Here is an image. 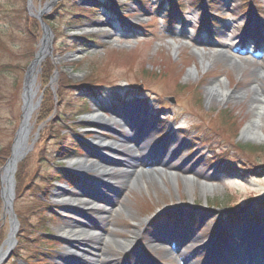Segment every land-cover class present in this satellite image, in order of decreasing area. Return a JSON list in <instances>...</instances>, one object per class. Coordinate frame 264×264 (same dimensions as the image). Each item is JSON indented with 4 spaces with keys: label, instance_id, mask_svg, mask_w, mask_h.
I'll return each instance as SVG.
<instances>
[{
    "label": "rangeland",
    "instance_id": "rangeland-1",
    "mask_svg": "<svg viewBox=\"0 0 264 264\" xmlns=\"http://www.w3.org/2000/svg\"><path fill=\"white\" fill-rule=\"evenodd\" d=\"M192 1L32 0L29 8V0H0V67L12 68L0 72V150L10 148L7 160H0V252L13 229L3 193L4 167L22 120L25 73L43 37L42 28L37 41L29 37L25 18L40 23L37 11L48 4L41 19L52 32V54L37 75L34 103L40 106L32 118V148L14 175V247L0 264L77 261L66 257L68 245L59 230L88 217L98 224L100 241H92L95 251H88L93 255L82 259L85 264H179L169 247L151 242L164 225L192 264L209 261L212 250L206 243L212 241L223 264L230 251L236 256L253 251L264 234V205H259L264 155L244 153L240 146L264 147L243 136L258 119L252 104L256 92L264 104V0H220L212 6L211 24L190 8ZM212 84L227 90L224 99L211 94ZM44 102L54 109L38 122ZM96 110L123 122L112 120V128L95 123L90 130L88 117ZM84 112L89 115L79 116ZM133 115L137 124L131 128ZM143 126L148 129L141 134ZM259 132L264 135L263 111ZM140 134L138 147L128 143V135ZM99 137L123 142L115 145L123 154L101 151ZM71 151L90 154L92 162H119L115 178H106L116 186L107 193L111 205L106 215L79 212L77 205L57 197L60 190L87 195L94 183L105 180L68 167ZM99 152L104 156L95 158ZM124 161L137 166L131 169ZM159 164L162 179L145 174L137 181L138 173ZM168 169L176 178L166 176ZM75 176L85 179L83 185ZM134 232L140 237L132 251L111 243L130 240ZM23 244L29 250L21 257L17 247Z\"/></svg>",
    "mask_w": 264,
    "mask_h": 264
},
{
    "label": "bare ground",
    "instance_id": "bare-ground-1",
    "mask_svg": "<svg viewBox=\"0 0 264 264\" xmlns=\"http://www.w3.org/2000/svg\"><path fill=\"white\" fill-rule=\"evenodd\" d=\"M99 27H102L101 24H99ZM105 25V24H103ZM255 26V25H254ZM258 27V25L256 26ZM47 51V43H45V45L41 46V51L42 52L40 55H45ZM47 58V57H46ZM45 58V59H46ZM44 59V60H45ZM39 87L36 86L35 84V88L33 87V92L35 97L37 96V92H38ZM211 94H213L215 96V98H225L226 94H227V90L220 86V85H216V84H212L211 86ZM34 102V101H33ZM252 104L256 105V109H257V115H258V119L257 121H253L252 123H250L247 128L243 131V136L245 137V139L254 141V142H264V135L259 132V118L261 116V112H264V104L262 102V99L259 95V92H256L255 94V98L252 99ZM33 111H30V118L28 120L29 122V127H32V118H33V114L35 112V104H33ZM92 119L94 121H99L100 123H104L107 128H112V122L114 120H117V116L114 118H109L108 116L102 114L100 112V110H96V112L92 115ZM113 120V121H112ZM131 128H134L135 125L137 124L134 115L131 117ZM148 129L147 126H143L142 130H141V134L144 132V130ZM141 134L137 137L134 138L131 135H128L127 140L129 144H136V146L138 147V145H140V138H141ZM96 143L99 144L101 146L100 150L104 151L105 149L108 150L109 152H111V154L114 155H118V154H123V152H119L115 147V145L122 143V142H108L106 140H103L102 138H97ZM122 146H125L123 143L121 144ZM164 152V151H162ZM97 155V154H96ZM89 156V158L91 159V155H87ZM95 157V156H94ZM96 158V157H95ZM93 159H91L92 161ZM108 161V164L106 163ZM106 162H100V161H94L92 163H90V161L88 159H80L77 162H74V160H70V164H74V163H78V169L82 170V172L84 173H90V172H95L96 176L102 179L109 178L111 179L112 177H114V175L117 172V170H114V167H116L117 165L119 166L118 161H116L115 159H111V160H107ZM126 163V165H129V161H124ZM129 168H135L137 165H129ZM155 168V169H154ZM154 168H152L150 170V172H140L137 174L138 178L137 181H139V178L141 179L143 175L148 174L149 179H162V177L164 176L162 170H158L160 168V164L155 166ZM10 169V168H9ZM128 169V168H127ZM169 170V169H168ZM9 170L6 171L5 175V183L8 184V172ZM122 174H124V172L119 174V177L123 178ZM178 174H176L175 172H173L172 170H169V173L166 174V176H169L171 178H176ZM115 178V177H114ZM112 178V179H114ZM121 178V179H122ZM143 179H145L143 177ZM188 180V183L191 184L192 181L188 178H186ZM108 188H115V183H112V185H106ZM5 193V201H6V208L7 210L10 211V215H11V219H12V224H13V229H12V233L10 236V239L8 240V242L5 245V248L0 252V261L4 258V256L14 247V242H13V237L15 236L16 232H17V228L18 225L15 221V217L13 215V212L10 208V201H9V197H8V191L6 189ZM82 192H78V193H72V192H68L65 190H60L57 194V197L61 199V201H67L69 204H71L72 206H74L76 208L79 207V212H81L82 210H89V207L92 205L91 203L88 204V202L86 201L87 198L86 196H84V194H81ZM110 200V199H108ZM106 201V200H105ZM110 203V201L108 202ZM108 205H111L108 204ZM82 211V213H83ZM86 212V211H85ZM81 213V214H82ZM104 214H107V211H104ZM106 218H102L101 221H105ZM86 221L85 223H73L70 225H66L65 227H61L59 230V233L62 236V240L68 245V250L74 252L75 254L79 255L77 256V261H73V262H69V261H64V264H85L82 263V259L88 256H91L93 254H90V252L88 251H95V249L91 246V243L93 240L95 241H100V236L94 235L93 230L94 226H97V224L95 223H90V225H87ZM162 224V223H161ZM165 227V225H164ZM163 227V228H164ZM162 231H160V234L158 237L153 236L151 242L152 243H156V245L158 247H161L160 245H163L165 249H167L168 247L170 248V246H173V249H176L177 247H179L178 245L174 244V242L171 239V235L169 234L170 232H166L165 229ZM96 232V231H95ZM174 232V231H173ZM261 244L264 243V234L261 233ZM140 234L138 232H134L133 233V237L130 240L125 239V241H119V240H113V244L116 246V248L118 249H128L132 251V249L135 247L136 248V244L139 240ZM259 244H257L255 247V251L254 252H250L245 250L244 252H242L239 256L236 257L237 261L243 263V264H261L262 261V249L260 246V241H258ZM207 246L209 248H211L212 253L211 256L209 258V262L210 264H221V260L218 257V254L216 253V243L215 242H208L206 243ZM80 246V247H79ZM8 247V248H7ZM79 247V248H78ZM132 248V249H131ZM25 249L29 250L28 247L26 245H21L17 247V252L21 257L23 256V253H26ZM81 256V257H80ZM99 256H95V258L98 259ZM70 258V257H69ZM111 257H107V260H109ZM112 259V258H111ZM72 260V259H71ZM144 261V259H143ZM221 261V262H220ZM115 261H112L111 263H114ZM99 260H95L94 264H98ZM184 264H192V262L190 260L185 259ZM264 264V262H263Z\"/></svg>",
    "mask_w": 264,
    "mask_h": 264
},
{
    "label": "water",
    "instance_id": "water-1",
    "mask_svg": "<svg viewBox=\"0 0 264 264\" xmlns=\"http://www.w3.org/2000/svg\"><path fill=\"white\" fill-rule=\"evenodd\" d=\"M48 9V6L45 7L44 10H41L38 12L37 17L41 20V16L43 13L46 12ZM42 31H43V37L41 40V46L45 45L47 43V51L45 55H40L42 52L41 48L36 54L34 60L28 67L25 77H24V83H23V93H22V100H23V113H22V120L19 125V128L16 132V137L14 140V144L12 147V153L10 158L8 159L5 167H4V177H3V182L5 181V175L6 171L9 170L8 172V184H6V189L8 191V197L10 201V208L12 210V203L14 200L15 196V181H14V175L17 171L18 164L24 160V158L27 156L29 151L31 150L32 146L28 145V140H29V134L31 131V128L29 127V118H30V111H33V104H34V92H33V87L35 88V84L37 82V74L40 72V66L41 63L44 61V59L48 56H50L52 53V48H51V40H52V32L51 29L48 25H46L44 22H42ZM40 106V101L36 102L35 104V109H37ZM33 109V110H32ZM10 168V169H9ZM4 189L3 193L6 191ZM17 223V222H16Z\"/></svg>",
    "mask_w": 264,
    "mask_h": 264
},
{
    "label": "trees",
    "instance_id": "trees-1",
    "mask_svg": "<svg viewBox=\"0 0 264 264\" xmlns=\"http://www.w3.org/2000/svg\"><path fill=\"white\" fill-rule=\"evenodd\" d=\"M216 1L217 0H196V4H194V6L197 8H200L201 4H205V3L207 4L208 3L209 7L212 8V6L215 5ZM176 4L178 5V7H180V9H179L180 11H182L184 9L183 5L178 4V3H176ZM197 5H199V6H197ZM45 20H46V18H45ZM25 25H26V29H27L29 37L32 38V40L37 41L39 38L40 30H41L40 23L37 20L28 16L25 18ZM8 70H12L11 66H9V65H4V66L0 67V72L8 71ZM63 79L65 80V78H63ZM79 87L83 88V87H88V86L82 85ZM74 88H78V87H74ZM53 109H54L53 105H51L50 103L46 104L44 102V104L42 105V108L40 110L38 122L45 121L50 116V113L52 112ZM57 116H59V113H57ZM218 146H222V144L219 143ZM240 147L242 149V152H244V153H252V154L254 153V154H260V155L263 154L264 155V147H257V146H252V145H248V146H242L241 145ZM68 154L75 155L76 152L71 151V153L68 152ZM9 155H10V148H7L3 151L0 150V160L2 162H5L7 160V158L9 157ZM44 196H45V198H47V196L45 194H44ZM22 229L26 230L27 228L23 227ZM30 243H32V242L29 241V245H30Z\"/></svg>",
    "mask_w": 264,
    "mask_h": 264
}]
</instances>
